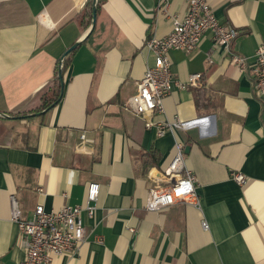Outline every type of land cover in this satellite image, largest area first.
I'll list each match as a JSON object with an SVG mask.
<instances>
[{
	"label": "crops",
	"instance_id": "obj_1",
	"mask_svg": "<svg viewBox=\"0 0 264 264\" xmlns=\"http://www.w3.org/2000/svg\"><path fill=\"white\" fill-rule=\"evenodd\" d=\"M210 1L220 23L240 33L229 49L206 33L195 51L170 52L177 79L201 73V81L175 86L150 118L202 121L159 136L126 108L155 63L145 39L172 28L157 0H103L93 29L87 0H0V264L25 257L12 194L30 218L38 204H85L91 182L100 191L94 215L83 213L87 238L54 264H264V95L231 61L235 51L252 64L264 44V0ZM186 8L185 0L169 6ZM77 41L58 103L38 111ZM177 143L198 201L147 210Z\"/></svg>",
	"mask_w": 264,
	"mask_h": 264
},
{
	"label": "built area",
	"instance_id": "obj_2",
	"mask_svg": "<svg viewBox=\"0 0 264 264\" xmlns=\"http://www.w3.org/2000/svg\"><path fill=\"white\" fill-rule=\"evenodd\" d=\"M172 0H157L158 12L164 13L172 21L170 32L164 36H151L144 41L145 47L154 55V65H147L143 77L137 82L136 91L128 98L126 108L138 116L145 118L147 128H156L159 136L171 129H186L201 122L174 121L161 122L150 118L155 112H162L164 98L175 86L185 89L188 85L197 86L201 81V73L189 75L187 81L176 78L171 64L170 52L183 50L188 53L195 51L206 33L212 37L215 46L229 49L240 31L232 26L223 25L217 18L210 0H185L186 11L183 14L170 11ZM231 61L241 70H248L253 77L255 92L264 95V44L257 47L255 59L248 63L245 55L231 53ZM147 116L149 118H147ZM85 133L81 140L85 141ZM177 151L168 165L162 170V182L149 190L145 202L147 210H164L177 202L194 200L196 197V175L186 167L184 161V144L177 143ZM235 180L245 183L246 176L242 172L233 173ZM100 184L91 182L87 188L86 203L63 205L58 210H46L38 204L32 217L24 215L15 194L10 196L12 218L18 227L17 243L24 249L25 257L21 264H54L55 258L74 255L78 252L87 234L83 213L89 217L97 208ZM205 229L209 227L202 222Z\"/></svg>",
	"mask_w": 264,
	"mask_h": 264
},
{
	"label": "trees",
	"instance_id": "obj_3",
	"mask_svg": "<svg viewBox=\"0 0 264 264\" xmlns=\"http://www.w3.org/2000/svg\"><path fill=\"white\" fill-rule=\"evenodd\" d=\"M102 1L103 0H98L97 10L100 9ZM92 3H93V0H87L86 4L84 6L85 7V13L89 16L90 20H92V18H93ZM80 44L75 49H73L71 52H69L66 55L64 65H63V69H62L63 76H64L68 66L70 65L72 54L77 50V48L80 46ZM58 70H59V65H58L57 70L55 72L54 83L50 85L51 93L48 94L45 92V95H43V97H42V105L37 109L38 111L41 109H46L48 107H51V105L53 103L56 102V104H57L59 101L60 93H61V83H60V79L58 76ZM148 155H150V153H148Z\"/></svg>",
	"mask_w": 264,
	"mask_h": 264
},
{
	"label": "water",
	"instance_id": "obj_4",
	"mask_svg": "<svg viewBox=\"0 0 264 264\" xmlns=\"http://www.w3.org/2000/svg\"><path fill=\"white\" fill-rule=\"evenodd\" d=\"M97 2L98 0H93V3H92V11H93V18H92V29L94 28L95 24H96V21H97ZM81 42L80 41H77L75 42L71 47H69L65 53L60 57L59 59V70H58V76H59V79H60V83H61V93H60V96L62 95V92H63V89H64V76H63V73H62V69H63V65H64V61H65V57L66 55L71 52L73 49H75ZM56 104L53 103L51 105L54 106Z\"/></svg>",
	"mask_w": 264,
	"mask_h": 264
}]
</instances>
